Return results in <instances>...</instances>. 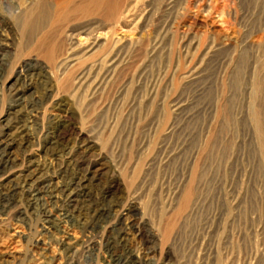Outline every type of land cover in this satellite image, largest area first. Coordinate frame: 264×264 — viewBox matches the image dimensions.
I'll list each match as a JSON object with an SVG mask.
<instances>
[{
    "label": "rangeland",
    "instance_id": "1",
    "mask_svg": "<svg viewBox=\"0 0 264 264\" xmlns=\"http://www.w3.org/2000/svg\"><path fill=\"white\" fill-rule=\"evenodd\" d=\"M31 1L0 0L13 27L0 26L11 48L0 55V139L11 144L0 264H264V0H132L119 24L61 0L78 17L70 32L102 35L101 57L119 50L113 71L103 65L84 84L91 61L23 69L34 60L20 28ZM51 3L29 23L47 24ZM77 141L95 145L82 168L67 156ZM98 155L103 172L69 204L59 187ZM114 175L122 187L107 194Z\"/></svg>",
    "mask_w": 264,
    "mask_h": 264
},
{
    "label": "bare ground",
    "instance_id": "2",
    "mask_svg": "<svg viewBox=\"0 0 264 264\" xmlns=\"http://www.w3.org/2000/svg\"><path fill=\"white\" fill-rule=\"evenodd\" d=\"M51 1H53V3L56 6V11H54L53 13L54 15L51 16V20L50 21L48 20L47 24H30L29 20L32 19V17L36 14L37 10H40L43 14H46L51 11V7H50L52 5ZM60 1L61 0H35L29 2L30 5L25 8L27 11L25 12L28 15L29 20L25 24H21L20 28H21L22 37L27 41L25 42L29 46V49L31 50L30 53L34 57L33 58L34 60L33 62L25 63L23 69L30 70L33 67H39V68H43L44 70L46 67H49L50 64H56V63L58 68L68 69V68H75L77 66L84 65L86 64V62L91 61L92 63L90 64V66L85 68V70H83V72L80 73V75H82V77L79 79L80 84H84L88 82L89 78L86 75L88 74L90 75L91 73L98 72L101 66L103 65L106 66L108 69L111 70L114 69L119 50L113 47V49H111L107 55L101 57L100 50L104 46V40L102 38V35L95 36L93 37V39L85 36H80L77 38V35H75L73 31L70 32V30L72 26H75V23L78 21L77 19L78 17L71 18L70 16L71 13L70 14L68 13L67 15L64 11V9L66 10L67 7L65 8V4L62 2L60 4ZM72 1L73 0H68V2H72ZM80 1L81 4L80 6H77L75 11H73L74 13L80 12V14L82 13L86 18H97L100 21H102V23L105 24L128 23L130 22L129 19L132 17V0H80ZM225 1L229 2L230 0H225ZM213 2L218 4L220 0H212V3ZM217 4L216 6H218ZM218 8H219L218 10H224L226 6L224 4H221ZM11 25L12 24L10 23L8 18L6 17L0 18V26L4 30H8V29L12 30L13 27ZM38 25H39V29H37V33L35 34V36H33L32 38L30 37L29 39L26 35H28V33L34 30V28L37 27ZM26 38H28V40ZM199 45L201 47L203 44L200 43ZM10 51L11 48L9 46L0 44L1 57L4 53H10ZM39 59H43L46 62L41 63L38 61ZM1 72L2 71L0 69V75ZM45 72L47 71L45 70ZM260 87L264 88V81L261 82ZM262 114H263L262 120L259 119L258 116L256 117L258 120L259 132L262 139L261 146L264 154V110ZM10 146H11L10 143L0 139V177L1 175L3 176L2 173H6L7 169L10 167L11 164V159H10L11 153L9 152ZM94 146L95 145L93 142L86 144L85 142L77 141L67 154L69 163L73 162V164L79 168L85 167V165H87V158L91 154L90 151L94 149ZM101 155L97 156L99 161L96 160V162H91L88 164V171L87 173H85L83 177L74 178L70 182L59 187L69 204L75 205L83 195H86L85 183H86L87 175L88 174L90 175L93 172L94 173L98 172V170L100 171L103 170L102 168L101 169L98 168L99 166L98 164L104 161ZM103 166H106V163L103 164L102 167ZM122 184L123 182L121 180V177L116 175L110 187H108L105 191H107L106 192L107 194L112 193L114 191H118L122 187ZM30 188H32L33 190V186H31ZM42 188L46 189L48 193L52 194V192H49L51 189V185L48 184ZM35 192L36 193L34 194V196H38L40 195L41 189H37ZM191 197H192V193L188 192L185 197L184 205H188V203L191 201L190 200ZM133 209L134 208L132 205V210ZM108 212L104 210L102 211V213H108ZM125 212L128 213L129 209L123 208V211L116 215V222L125 219V217L128 215L125 214ZM66 217L69 219L71 218L70 215H66ZM95 217L98 218L97 213ZM92 225L93 223L89 224L88 226L92 227ZM113 229L115 230L114 226L112 227L111 230Z\"/></svg>",
    "mask_w": 264,
    "mask_h": 264
}]
</instances>
